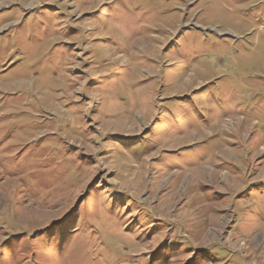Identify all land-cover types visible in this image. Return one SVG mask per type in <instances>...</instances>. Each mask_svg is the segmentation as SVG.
Here are the masks:
<instances>
[{"label": "rangeland", "instance_id": "obj_1", "mask_svg": "<svg viewBox=\"0 0 264 264\" xmlns=\"http://www.w3.org/2000/svg\"><path fill=\"white\" fill-rule=\"evenodd\" d=\"M0 264H264V0H0Z\"/></svg>", "mask_w": 264, "mask_h": 264}]
</instances>
